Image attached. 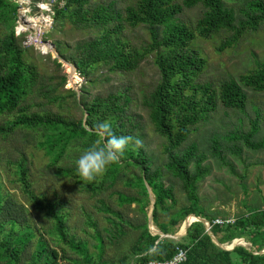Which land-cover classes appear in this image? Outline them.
I'll return each mask as SVG.
<instances>
[{"label":"trees","instance_id":"trees-1","mask_svg":"<svg viewBox=\"0 0 264 264\" xmlns=\"http://www.w3.org/2000/svg\"><path fill=\"white\" fill-rule=\"evenodd\" d=\"M57 1L56 20L68 22L78 29L96 30L95 36L79 43L70 56L81 75L92 78L103 67L113 71H134L154 55L160 79L144 96L143 106L148 110L155 132L165 139L163 152L167 160L153 167L156 158L143 142L147 135L144 126L128 113L132 97L127 92L117 90L98 95L91 101L82 99L86 114L82 119L68 117L64 112L50 108L35 110L31 98L44 88L41 71L29 59L28 48L19 44L14 26L9 32L0 34V117L12 114L0 122V139L31 132L35 139L29 143L43 151L49 169L72 180L76 189L98 202L96 208L107 215L115 228L104 230L111 242L121 243L122 236L128 234L123 226L127 224L132 238L127 247L121 249L118 262L112 264L171 259L179 246L188 249V259L183 264H264V253H254L264 249L262 190L258 189L251 201L245 197L247 210L238 214L234 222L214 224L216 212L202 204L200 195L201 183L211 173L206 163L209 156L194 143L183 148L194 127L218 109L220 100L228 108L245 110L249 95L244 87L264 91V63L257 70L240 75L239 79L225 80L219 88L213 82H201L207 59L194 46L198 37L209 39L224 30L232 32L219 47L222 51L246 32L258 30L264 22V0H250L246 12L248 18L241 20L235 9L223 0H136L125 9L118 8L114 1L97 4H92L91 0ZM197 5H202L203 12L193 27L180 15L185 8ZM19 7L15 0H0V22H10L12 17L16 19ZM141 25L148 27L150 41L137 47L124 37L123 32L127 27ZM57 46L62 54L67 49L59 42ZM44 96L61 107L69 103L68 99H74L75 104L80 105L73 89H69L66 96L48 93ZM104 121L111 122L117 136L139 138L143 146L137 148L134 141L130 142L124 154L108 166L103 175L92 181L84 180L76 171L75 161L101 140L95 135V128ZM259 133L257 117L247 132L214 136L210 139L209 151L221 159L225 158L227 150L240 154L242 148L235 143L239 140L249 148L264 149V139H257ZM103 142L101 140L98 146ZM17 169L18 181L29 203L52 222L44 226L36 224L32 221L30 208L13 195L5 194L0 183V264L105 263V239L91 216L88 218L96 228L95 238L100 249L98 261L91 256L86 241L72 237L70 210L62 199H43L36 193L24 153ZM171 176L181 182L187 204L179 206ZM146 181L156 196L154 221L165 233H177L184 220L196 214L212 221V230L222 243L245 237L252 244L251 249L244 246L223 249L213 241L200 221L190 226L187 242L170 237L160 240V236L153 235L149 229L151 200Z\"/></svg>","mask_w":264,"mask_h":264},{"label":"rangeland","instance_id":"rangeland-1","mask_svg":"<svg viewBox=\"0 0 264 264\" xmlns=\"http://www.w3.org/2000/svg\"><path fill=\"white\" fill-rule=\"evenodd\" d=\"M15 1L20 4L18 17L16 19L12 17L7 23L0 22V34L9 32L10 28L14 26L19 44L28 48L29 59L39 66L44 88L42 91L38 90L31 98L34 109L50 108L54 111H62L68 117L82 119L86 117L81 103L82 99L91 101L98 95L117 90L127 92L132 97L128 113L144 126L147 135L143 142L156 158L153 167L162 165L167 160V156L163 152L165 139L155 132L149 120L148 110L143 106L144 96L155 88L160 79L154 55L145 59L141 66L134 71H113L103 67L92 78H87L80 72L78 76L73 74L74 70L69 65L58 58H53L51 50L46 52V48H38L36 41L33 42L31 39L32 36H35V29L28 27L27 22L32 18H48L49 20L42 26L44 31L42 40L52 42L57 50L58 42L61 46H66L67 49L63 54L59 50L58 52L72 63L70 56L76 46L95 36L96 30L78 29L68 22L56 20L57 0ZM110 1H114L118 8L125 9L136 0H91L92 4ZM177 1L182 2V0ZM223 1L227 6L235 9L239 20L248 18L246 12L249 10L250 0ZM202 12V5L185 8L180 18L195 27ZM123 34L137 47L150 41L148 27L144 25L137 28L127 27ZM232 34V32L224 30L212 38L198 37L195 41L194 46L207 59V67L200 78L201 82H213L216 88H219L225 80L239 79L240 75L257 70L260 64L264 63V22L258 30L246 32L240 40L221 51L219 47ZM75 76L79 77L78 81ZM69 89L77 92L80 105L75 104L74 99H68L69 103L61 107L53 104L44 96L45 93L50 96L56 94L57 96H66ZM244 89L249 95L245 110L228 108L220 100L218 109L212 112L207 120L194 127L190 138L183 146L186 148L194 143L199 146L201 152H205L209 156L206 163L210 166L211 173L201 183L200 195L203 199L202 204L211 212H216V218L235 219L238 214L247 210L245 197L247 196L251 201L258 189L262 190L261 196L264 198V149L249 148L239 140L235 143L242 148L240 154L227 150L224 154L225 158L221 159L214 157L209 151L210 139L214 136L222 137L234 132H247L250 130L252 121L257 117H259L260 126L257 139H264V91H255L248 87H244ZM7 117H12V114L0 117V122ZM30 134L31 132L18 133L7 139H0V183L3 184V192L13 195L26 204L30 208L32 221L36 224L44 226L52 222L47 219L48 216L45 213L38 212L31 206L22 191V186L18 181L19 176H17V164L24 153L28 159L31 170L30 178L34 182L33 187L36 193L43 199L55 201L57 198H61L64 206L69 208V228L72 237L76 240L86 241L91 256L95 261H98L100 249L95 238L96 228H98L106 243V251L103 255L106 262L103 264L118 262L117 256L121 255V249L127 247L132 238L130 228L126 226L127 224L123 225L128 234L122 236L124 239L121 240V243L111 242L104 230H115V228L107 215L96 208L98 202L76 189L72 180L58 175L56 172L53 173L48 167L49 161L43 151L35 144L29 143L35 139L34 135ZM170 182L174 186L179 206L187 204L186 196L181 189V182L173 176L170 177ZM88 215L97 223L96 228L90 223ZM242 238L249 242L245 237ZM249 244L252 245L250 242Z\"/></svg>","mask_w":264,"mask_h":264},{"label":"clouds","instance_id":"clouds-1","mask_svg":"<svg viewBox=\"0 0 264 264\" xmlns=\"http://www.w3.org/2000/svg\"><path fill=\"white\" fill-rule=\"evenodd\" d=\"M112 127L109 121L97 124L95 135L104 141L102 146H98L101 145V140H97L76 159V171L84 180L92 181L103 175L107 167L115 163L124 154L130 142L134 141L137 148L143 146V142L139 138L117 136Z\"/></svg>","mask_w":264,"mask_h":264},{"label":"water","instance_id":"water-1","mask_svg":"<svg viewBox=\"0 0 264 264\" xmlns=\"http://www.w3.org/2000/svg\"><path fill=\"white\" fill-rule=\"evenodd\" d=\"M43 32L44 31L41 32V40L37 43L38 48L41 49V47H43V45H47L48 48H47V50H45L46 52L51 50L53 58H55V59L58 58L63 63H66L67 65H69L71 67V69L74 70V73L79 76L80 75L79 69H78V66L75 63H72V62L68 61L67 59L63 58L59 54L55 44H53L50 41H43L42 40V33ZM71 77H73V76L71 75ZM85 121H86V118H85ZM146 185H147V188H148V191H149V194H150V200H151L150 211H149V214H148L149 229H150V232L153 235H159L160 236V240L165 238V237H170V238H173V239H179V238L183 237L187 233V231H188L189 227L191 226V224L194 221L198 220V221L203 222L206 225L207 233L212 237L213 241L217 245L222 247L223 249H225V250H233L237 246H244L247 249H251V246H250L249 242H247L244 238H236L231 243H222L218 239V237L214 234V232L212 230V221H210L209 219H206L205 217L197 216L195 214H191L185 219V221H184V223L182 225V228L177 233H174V234L173 233H165L164 231H162L156 225V223L154 221V212H155V208H156V196H155V193H154L151 185L148 183V181H146ZM254 253L255 254L261 253L262 254V253H264V249L262 251H254Z\"/></svg>","mask_w":264,"mask_h":264},{"label":"built area","instance_id":"built-area-1","mask_svg":"<svg viewBox=\"0 0 264 264\" xmlns=\"http://www.w3.org/2000/svg\"><path fill=\"white\" fill-rule=\"evenodd\" d=\"M234 222V219H224V218H215L213 220L214 224L222 225L225 223ZM188 259V249L182 246L177 248V251L171 259L167 260H156V261H148L141 264H183Z\"/></svg>","mask_w":264,"mask_h":264},{"label":"bare ground","instance_id":"bare-ground-1","mask_svg":"<svg viewBox=\"0 0 264 264\" xmlns=\"http://www.w3.org/2000/svg\"><path fill=\"white\" fill-rule=\"evenodd\" d=\"M49 19L46 18V17H40V18H32L30 19L27 23H28V27L30 28H34L35 31V36H32L31 39L32 41H36V44L41 40V32L43 31V28L42 26L45 24L46 21H48ZM43 48H48L47 45H43V47H41V49ZM73 74H75L73 72ZM76 77V80L78 81L79 80V77L78 76H75Z\"/></svg>","mask_w":264,"mask_h":264},{"label":"crops","instance_id":"crops-1","mask_svg":"<svg viewBox=\"0 0 264 264\" xmlns=\"http://www.w3.org/2000/svg\"><path fill=\"white\" fill-rule=\"evenodd\" d=\"M195 215H196V214H195ZM206 219H207V218H206ZM184 221H185V220H184ZM196 221H198V220H196ZM196 221H194V222H196ZM194 222H193V223H194ZM200 222H201V221H200ZM183 223H184V222H183ZM193 223H192V224H193ZM192 224H191V225H192ZM181 228H182V226H181ZM181 228H180V229H181ZM189 228H190V227H189ZM205 229H206V225H205ZM188 230H189V229H188ZM206 230H207V229H206ZM179 231H180V230H179ZM187 235H188V231H187V233H186L183 237H181V238H179V239H176V240H183V242H187V241H188V239L186 238ZM221 235H222V234H219L220 237H221ZM218 239H219V237H218Z\"/></svg>","mask_w":264,"mask_h":264}]
</instances>
